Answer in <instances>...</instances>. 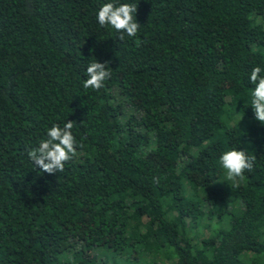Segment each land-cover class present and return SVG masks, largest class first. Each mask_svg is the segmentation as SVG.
I'll list each match as a JSON object with an SVG mask.
<instances>
[{"label": "trees", "instance_id": "trees-1", "mask_svg": "<svg viewBox=\"0 0 264 264\" xmlns=\"http://www.w3.org/2000/svg\"><path fill=\"white\" fill-rule=\"evenodd\" d=\"M107 2L137 4L135 37L98 24ZM257 66L264 0H0V264H264ZM68 120L49 175L28 152ZM231 149L255 156L235 183Z\"/></svg>", "mask_w": 264, "mask_h": 264}, {"label": "clouds", "instance_id": "clouds-1", "mask_svg": "<svg viewBox=\"0 0 264 264\" xmlns=\"http://www.w3.org/2000/svg\"><path fill=\"white\" fill-rule=\"evenodd\" d=\"M137 4L114 2L104 3L96 13V19L101 27L111 26L120 32V40L124 34L135 37L141 25L136 20ZM110 62L100 63L96 59L89 63L86 69L87 79L84 88L100 90L105 81L111 77ZM264 69L254 67L249 76V82L254 85L251 90V108L255 120L264 124ZM74 122L67 121L63 127L53 124L46 131V137L41 139L38 147L28 152L34 167H38L49 175L63 171L65 163L77 155V141L72 129ZM83 147V145H79ZM220 164L225 170L226 179L233 183L244 178L245 171H251L255 164V156H250L244 150L231 149L220 156ZM155 182H158L155 181Z\"/></svg>", "mask_w": 264, "mask_h": 264}]
</instances>
